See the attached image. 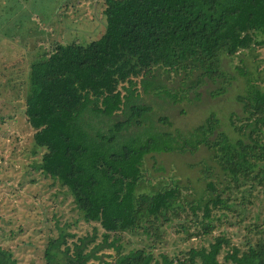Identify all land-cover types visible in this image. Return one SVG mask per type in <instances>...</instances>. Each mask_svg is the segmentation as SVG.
Returning a JSON list of instances; mask_svg holds the SVG:
<instances>
[{
	"label": "trees",
	"instance_id": "obj_1",
	"mask_svg": "<svg viewBox=\"0 0 264 264\" xmlns=\"http://www.w3.org/2000/svg\"><path fill=\"white\" fill-rule=\"evenodd\" d=\"M102 12L105 26L97 38L56 42L28 71L24 114L35 145L43 148L37 167L66 188L85 221L102 229L91 249L88 235L69 240L75 233L60 230L50 236L44 264H264V214L242 212L264 203V88L254 79L248 77L236 96L241 114H229L235 135L219 129V117L210 112L194 127L193 139L178 142L169 131H154L116 142L125 126L141 124L152 108L138 102L139 88L166 90L152 82L159 68L198 69L190 83L194 90L204 77L227 81L222 55L264 45V0H103ZM119 113L105 129L84 119ZM201 144L224 176L219 185L207 180L205 196L186 201L175 180L138 191L146 154L194 151ZM234 190L241 193L238 199L231 196ZM218 208L245 220L239 243L223 231L213 233L212 211ZM163 225L209 242L173 253L159 250ZM139 229L150 244L124 249L122 233ZM0 264L23 263L0 245Z\"/></svg>",
	"mask_w": 264,
	"mask_h": 264
},
{
	"label": "rangeland",
	"instance_id": "obj_2",
	"mask_svg": "<svg viewBox=\"0 0 264 264\" xmlns=\"http://www.w3.org/2000/svg\"><path fill=\"white\" fill-rule=\"evenodd\" d=\"M102 8L103 0H0V245L10 249L23 264H44L46 242L60 230L75 233L69 240L83 235L93 237L88 249L102 238V229L83 219L66 188L37 167L43 148L35 145L34 129L24 114L30 63L44 58L56 42L85 44L97 38L105 26ZM221 65L227 81L204 77L195 90L190 88V83L197 78L198 69L185 73L159 68L152 82L166 90L139 88L138 102L152 108L141 124L125 126L116 142L132 136L144 138L154 131H169L178 142L183 138L193 139L194 127L210 112L219 117V129L235 135L229 114L233 111L241 114L237 94L245 91L248 77L264 88V45L222 55ZM223 84L225 89L216 92ZM159 116H165L168 122ZM117 117L122 114L110 118L85 114L84 119L105 129ZM142 167L144 176L138 191L151 192L175 180L186 201L205 196L207 180H217L218 185L224 181L222 171L204 144L194 151L148 153ZM206 169L209 176L204 172ZM231 196L238 199L241 193L234 190ZM259 210L262 216L264 203H256L251 210L242 212L243 216L252 217ZM235 217V212L226 208L213 209L216 224L213 233L223 231L232 242L239 243L246 225L245 220L237 222ZM163 229L165 236L159 250L169 253L209 242L208 238L196 235L184 238L166 225ZM150 241L141 229L135 233L123 232L120 239L124 249L147 245ZM96 264L107 263L96 261Z\"/></svg>",
	"mask_w": 264,
	"mask_h": 264
}]
</instances>
